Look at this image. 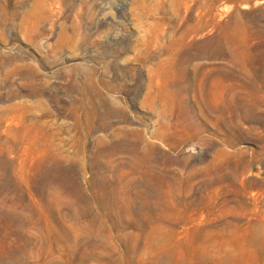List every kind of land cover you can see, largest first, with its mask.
<instances>
[{"label": "rangeland", "instance_id": "1", "mask_svg": "<svg viewBox=\"0 0 264 264\" xmlns=\"http://www.w3.org/2000/svg\"><path fill=\"white\" fill-rule=\"evenodd\" d=\"M0 264H264V0H0Z\"/></svg>", "mask_w": 264, "mask_h": 264}]
</instances>
